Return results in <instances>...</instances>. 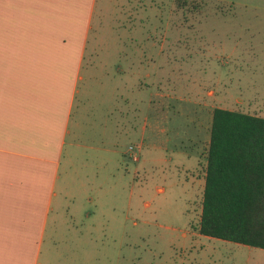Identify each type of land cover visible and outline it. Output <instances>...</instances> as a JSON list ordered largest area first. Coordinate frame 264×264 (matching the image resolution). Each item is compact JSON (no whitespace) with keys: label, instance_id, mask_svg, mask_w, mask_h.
I'll list each match as a JSON object with an SVG mask.
<instances>
[{"label":"rangeland","instance_id":"1","mask_svg":"<svg viewBox=\"0 0 264 264\" xmlns=\"http://www.w3.org/2000/svg\"><path fill=\"white\" fill-rule=\"evenodd\" d=\"M40 3L51 14L49 38L66 42L74 63L80 56L83 78L73 107V114L76 108L81 113V124H74L80 145L66 169L77 180L89 175L91 199L76 221L72 201L66 204L54 223L57 240L51 238L49 209L46 233L31 242L33 251L39 245L43 259L47 248L73 250L78 264H264L263 247L194 228L210 124L193 121L199 114L205 119L213 106L264 117V0ZM140 57L142 66H129V59ZM119 65L144 74L133 79V72L115 71ZM124 78L129 99L143 98L141 112L129 110L125 118L112 102L113 119L100 124L98 100ZM152 91L159 94L157 110L147 106ZM87 93L96 103L92 109L82 104ZM195 101L207 103L205 110ZM63 172L64 159L58 174Z\"/></svg>","mask_w":264,"mask_h":264},{"label":"crops","instance_id":"2","mask_svg":"<svg viewBox=\"0 0 264 264\" xmlns=\"http://www.w3.org/2000/svg\"><path fill=\"white\" fill-rule=\"evenodd\" d=\"M43 7L40 0H0V264H78L77 252L57 247L47 248L41 259L39 245V250L33 251L31 242L43 240L49 209L54 210L51 238L57 240L54 223L66 204L72 201L70 217L76 221L91 199L89 175L84 172L77 180L71 169H66L72 162L71 150L80 145L74 124H81V113L76 108L73 114L78 81L83 78L80 56L74 63L69 45L49 38L46 18L51 14ZM135 60L129 59V66L135 62L143 65V57ZM95 64L88 69L92 78ZM115 71L125 76L133 72V79L144 74L142 69L127 70L122 65ZM103 74L109 75L106 68ZM150 74L147 69L145 75ZM128 81L124 78L114 92L111 88L102 93L97 105L100 124L113 119L112 102L125 118L129 110L141 112L143 98L134 94L129 99ZM87 94L89 98L82 104L92 109L96 103ZM158 97V92L152 91L147 106L157 110L161 104ZM166 102L162 99V104ZM194 103L204 105L202 110L207 106L205 102ZM214 107L206 108L205 119L199 114L195 124H211ZM66 143L69 147L65 152ZM63 159L61 176L58 170Z\"/></svg>","mask_w":264,"mask_h":264},{"label":"trees","instance_id":"3","mask_svg":"<svg viewBox=\"0 0 264 264\" xmlns=\"http://www.w3.org/2000/svg\"><path fill=\"white\" fill-rule=\"evenodd\" d=\"M200 233L264 248V117L215 106Z\"/></svg>","mask_w":264,"mask_h":264},{"label":"built area","instance_id":"4","mask_svg":"<svg viewBox=\"0 0 264 264\" xmlns=\"http://www.w3.org/2000/svg\"><path fill=\"white\" fill-rule=\"evenodd\" d=\"M130 147H132V146H130ZM134 158H137V155H134Z\"/></svg>","mask_w":264,"mask_h":264}]
</instances>
